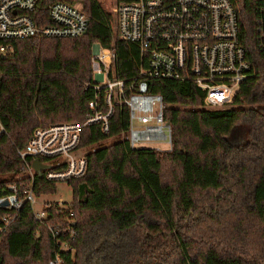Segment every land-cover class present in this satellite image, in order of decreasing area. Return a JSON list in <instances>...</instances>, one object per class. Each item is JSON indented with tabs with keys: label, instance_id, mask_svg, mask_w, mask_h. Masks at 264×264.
I'll list each match as a JSON object with an SVG mask.
<instances>
[{
	"label": "trees",
	"instance_id": "trees-1",
	"mask_svg": "<svg viewBox=\"0 0 264 264\" xmlns=\"http://www.w3.org/2000/svg\"><path fill=\"white\" fill-rule=\"evenodd\" d=\"M54 1L81 7L83 36L0 41L11 47L0 54V196L23 174L18 151L35 128L85 119L93 43L115 49V75L126 83L144 64L136 44L115 37L114 2L130 0H38L31 15L39 26ZM232 2L251 68L234 101L206 109L192 82L147 79L148 92L163 99L171 149L132 148L123 106L108 133L84 127L87 169L67 182L72 202L47 203L41 223L24 203L0 232V264H49L56 255L63 264H264V52L256 2ZM33 189L53 195L56 183L36 176ZM9 213L0 207V218Z\"/></svg>",
	"mask_w": 264,
	"mask_h": 264
},
{
	"label": "built area",
	"instance_id": "built-area-1",
	"mask_svg": "<svg viewBox=\"0 0 264 264\" xmlns=\"http://www.w3.org/2000/svg\"><path fill=\"white\" fill-rule=\"evenodd\" d=\"M254 1L258 46L264 52V0ZM37 4L38 0H0V41L37 35L79 38L86 33L88 17L77 6L52 2L47 10L48 23L39 26L31 15ZM114 12L116 37L136 44L144 58L138 77L127 83L117 78L115 49L93 44L92 80L86 86L95 93L88 103V114L81 122L33 130L18 151L24 163L23 174L9 183L6 194L0 196V207L11 212L0 218V232L18 219L24 203L30 205L37 222L41 223L46 216L44 207L35 209L33 188L37 174L32 161L39 159L48 166L41 171L46 181L67 183L81 178L87 169L85 153L76 154L81 150V130L96 124L108 133L117 105L128 111L125 137L132 148L171 149L172 131L163 116V99L148 92L147 79L190 81L203 91V107L218 109L234 101L242 81L251 75L239 41L238 17L232 0H130L116 3ZM10 49L8 44H0V54ZM3 133L0 125V138ZM48 229L53 233L51 226ZM49 264L63 263L56 255Z\"/></svg>",
	"mask_w": 264,
	"mask_h": 264
},
{
	"label": "rangeland",
	"instance_id": "rangeland-1",
	"mask_svg": "<svg viewBox=\"0 0 264 264\" xmlns=\"http://www.w3.org/2000/svg\"><path fill=\"white\" fill-rule=\"evenodd\" d=\"M116 1L114 2L115 7ZM78 8L81 9L79 5H75ZM82 10V9H81ZM115 37H116V31H115ZM94 44V43H93ZM91 45V56H90V65H91V57H92V47ZM92 72V71H91ZM114 140L112 138L111 140L106 141L105 143L111 142ZM117 140V139H115ZM170 150V149H169ZM166 150V151H169ZM87 152V148H81V150L76 153L77 155H82ZM18 177V174L14 176V179ZM72 188L67 183H56V191L53 195H41L40 197H36L35 199V209L40 210L43 208L47 203H58L60 206L65 207L69 205L72 201Z\"/></svg>",
	"mask_w": 264,
	"mask_h": 264
},
{
	"label": "water",
	"instance_id": "water-1",
	"mask_svg": "<svg viewBox=\"0 0 264 264\" xmlns=\"http://www.w3.org/2000/svg\"><path fill=\"white\" fill-rule=\"evenodd\" d=\"M167 124H168V123H167ZM32 167L34 168V170H35L37 176H38V177H41V175H42V172H41L42 169H44V168H46V167H48V166H47V165H44L43 163H41L39 159H34V160L32 161ZM5 194H6V191L3 190V191H2V195H5ZM3 205L6 206V205H7V202H4Z\"/></svg>",
	"mask_w": 264,
	"mask_h": 264
}]
</instances>
